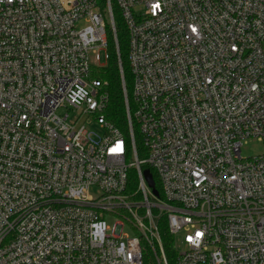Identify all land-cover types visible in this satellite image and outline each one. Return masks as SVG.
<instances>
[{"label":"built area","instance_id":"obj_1","mask_svg":"<svg viewBox=\"0 0 264 264\" xmlns=\"http://www.w3.org/2000/svg\"><path fill=\"white\" fill-rule=\"evenodd\" d=\"M114 6L127 133L92 77ZM164 217L175 264H264V0H0V264H170Z\"/></svg>","mask_w":264,"mask_h":264},{"label":"trees","instance_id":"obj_2","mask_svg":"<svg viewBox=\"0 0 264 264\" xmlns=\"http://www.w3.org/2000/svg\"><path fill=\"white\" fill-rule=\"evenodd\" d=\"M101 2L104 5L105 0H101ZM113 11H114L115 19L117 21L116 22L117 42L115 40L113 31L111 30L110 27H108L107 39H108L109 60L107 65L96 68L92 73V77L100 79L103 82H106L105 88L109 94L108 105L106 110L104 111L106 118L114 125L119 127L123 132L127 133L128 126H127V116H126V108H125V98H124L122 78L120 73L117 44L119 48L120 58L124 68L125 80L127 82V87L130 94L131 85H129L130 76L128 72V62H127L128 36H127V31L125 30V27L120 20V16L116 6L113 7ZM153 174L156 180V186L161 192V186L159 180L155 172H153ZM137 180H138V176L136 169H131L129 171V183H128L129 190L136 188ZM159 229L169 263L175 264L176 251L173 246L174 238L169 231L168 222L165 217L161 219V221L159 222ZM148 260L151 263L147 262ZM145 264H156L151 254L148 255Z\"/></svg>","mask_w":264,"mask_h":264},{"label":"rangeland","instance_id":"obj_3","mask_svg":"<svg viewBox=\"0 0 264 264\" xmlns=\"http://www.w3.org/2000/svg\"><path fill=\"white\" fill-rule=\"evenodd\" d=\"M121 20V18H120ZM106 22L109 24V20L106 18ZM122 22V21H121ZM79 26H83V22L78 24ZM66 112L71 113L70 115L72 116L73 113L72 111H69V109H62L59 111V114H65ZM88 126V132H89V137L93 140L97 139L96 134H99V128L97 125H92L89 124ZM93 131V132H92ZM96 133V134H95ZM263 150V146L262 143L260 141H258L257 139H249L246 142H244L243 147H242V155L244 157H250V156H254L257 155L259 153H261ZM100 193V190L97 186H91L89 188V190L87 191V197L89 198H94L97 197ZM125 232H127L128 234H130V229L128 227H125L124 229ZM178 249L181 250V245L178 243L177 244ZM147 262H150L149 260ZM151 263V262H150Z\"/></svg>","mask_w":264,"mask_h":264},{"label":"water","instance_id":"obj_4","mask_svg":"<svg viewBox=\"0 0 264 264\" xmlns=\"http://www.w3.org/2000/svg\"><path fill=\"white\" fill-rule=\"evenodd\" d=\"M144 175H145L149 185L153 188L154 193L158 196L159 191L156 188V183H155L153 174L151 173V171L149 169H146V170H144Z\"/></svg>","mask_w":264,"mask_h":264}]
</instances>
